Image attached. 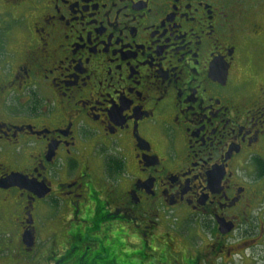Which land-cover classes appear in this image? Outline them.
I'll return each instance as SVG.
<instances>
[{
	"label": "flooded vegetation",
	"instance_id": "obj_1",
	"mask_svg": "<svg viewBox=\"0 0 264 264\" xmlns=\"http://www.w3.org/2000/svg\"><path fill=\"white\" fill-rule=\"evenodd\" d=\"M263 169L264 0H0V264H244Z\"/></svg>",
	"mask_w": 264,
	"mask_h": 264
},
{
	"label": "rangeland",
	"instance_id": "obj_2",
	"mask_svg": "<svg viewBox=\"0 0 264 264\" xmlns=\"http://www.w3.org/2000/svg\"><path fill=\"white\" fill-rule=\"evenodd\" d=\"M1 196L3 195H0V199ZM5 203H6L5 205L0 204V249L2 245H4L5 248V249L3 248L4 253H9V252L15 253L20 250V246H18L20 240L16 230L17 227L16 216H18L19 210L14 204V200L12 196H9L7 202ZM252 208H253V210L251 211L252 220L248 221V223L250 224L248 225L247 223L248 227L252 230H255L256 228H260V227L264 228V198L262 197L261 200L259 202H256ZM257 214H262L263 217L260 218V216ZM191 225L189 227L190 228L189 231L193 230ZM127 227H128L127 225L125 226L124 224H118V228L114 232V235H111L112 237L109 240L101 241V245L105 247L113 243L112 241L114 239L118 240L121 246V250L118 255L120 257L121 263L132 264L134 261L138 263V261L141 258L140 254H144L145 252L143 250L144 247L142 248L141 246H138L137 248H135L130 243L131 239L130 236L128 235L130 234L129 232L130 228ZM183 230H184L183 233L185 232L186 234L185 229ZM191 234L192 233H190V235ZM7 244H10V246H8ZM42 244L45 245L46 242H42ZM100 248L101 247H99V245L98 247L95 246V250L90 252V257H94L99 252L98 250ZM260 250H264V242H263V246L260 245L258 247L246 249L244 264H264V261L262 260H261L262 262L261 261L257 262L255 259H253L256 253ZM135 262L134 264H136ZM236 263L239 264L238 262Z\"/></svg>",
	"mask_w": 264,
	"mask_h": 264
},
{
	"label": "water",
	"instance_id": "obj_3",
	"mask_svg": "<svg viewBox=\"0 0 264 264\" xmlns=\"http://www.w3.org/2000/svg\"><path fill=\"white\" fill-rule=\"evenodd\" d=\"M24 178L18 174H9L6 176L5 179L3 180H0V187L1 188H7V187H10V186H13V185H17V181L19 180H23ZM28 187V186H27ZM223 224L221 223V226ZM231 227H226L225 229H223L222 231H228L230 230ZM22 240H23V243L24 245L30 249L33 244H34V240H33V234L31 232V230L29 229L28 231H25L22 235Z\"/></svg>",
	"mask_w": 264,
	"mask_h": 264
},
{
	"label": "trees",
	"instance_id": "obj_4",
	"mask_svg": "<svg viewBox=\"0 0 264 264\" xmlns=\"http://www.w3.org/2000/svg\"><path fill=\"white\" fill-rule=\"evenodd\" d=\"M262 173H264V169L262 170Z\"/></svg>",
	"mask_w": 264,
	"mask_h": 264
}]
</instances>
